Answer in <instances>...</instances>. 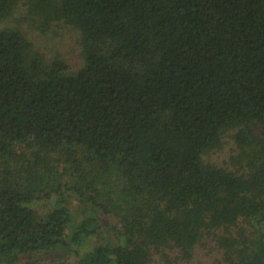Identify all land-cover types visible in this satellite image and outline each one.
Listing matches in <instances>:
<instances>
[{
	"label": "trees",
	"instance_id": "obj_1",
	"mask_svg": "<svg viewBox=\"0 0 264 264\" xmlns=\"http://www.w3.org/2000/svg\"><path fill=\"white\" fill-rule=\"evenodd\" d=\"M56 253L264 264V0H0V264Z\"/></svg>",
	"mask_w": 264,
	"mask_h": 264
},
{
	"label": "rangeland",
	"instance_id": "obj_2",
	"mask_svg": "<svg viewBox=\"0 0 264 264\" xmlns=\"http://www.w3.org/2000/svg\"><path fill=\"white\" fill-rule=\"evenodd\" d=\"M23 9L24 8L22 6L17 11L16 17H18L22 13ZM31 35L37 42L38 46L46 53L47 56H62L67 60L72 70H77L81 65L82 59L77 42L78 34L73 28L63 25H57L45 34L36 30V32H32ZM233 148L234 143L229 138H227L224 148L217 152H211L207 154L206 160L214 164L224 165L225 163H227ZM74 202L75 203L73 205V208L77 211V218H79L80 213H78V211H80L81 206L76 201ZM54 203L55 200H45L34 203L33 206L39 211H45L51 208ZM102 219L106 227H110L116 224L115 220L110 215H103ZM108 238H114L112 230H109L108 234L105 232L102 233V235L100 234L99 237L93 238V240H91L90 244L88 245V249L93 248L94 246L100 244ZM87 252L88 251H85L83 252V254ZM56 255L59 257L57 253L47 255L45 264H78L79 257H77V255H75L74 253L67 254V256L63 259H55V257H57Z\"/></svg>",
	"mask_w": 264,
	"mask_h": 264
}]
</instances>
